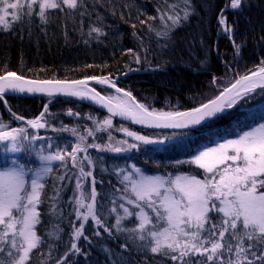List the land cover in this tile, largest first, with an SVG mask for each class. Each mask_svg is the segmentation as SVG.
<instances>
[{"label": "snow or ice", "instance_id": "1", "mask_svg": "<svg viewBox=\"0 0 264 264\" xmlns=\"http://www.w3.org/2000/svg\"><path fill=\"white\" fill-rule=\"evenodd\" d=\"M164 7H157L158 17L148 15L146 19L136 17L141 25H147L149 32L157 37L171 42V32L180 27L182 22L188 21L195 12L192 0H163ZM242 4L246 0H228V3L217 15V24L220 31L227 35L233 44L237 58L241 55L244 43L237 44L234 39L235 21L229 24L227 11H243ZM38 5L36 14L42 24L49 23L50 10L59 9L61 12L76 13L79 10L81 17L80 35L85 45L95 42L103 44L109 33L104 31L103 17L97 15V24H90L87 32L83 30V17L91 15L85 7V0H0V25L8 30L11 20L27 17L31 22L34 6ZM9 9L17 10L9 13ZM145 13L140 12V15ZM157 18L160 24H149ZM131 27L136 28L132 23ZM121 35L122 34H119ZM219 35V33H218ZM133 37L138 38L133 32ZM246 43V42H245ZM169 47L168 43L161 48ZM136 64L141 63V56L134 50H127ZM147 59V56L144 57ZM223 62V61H222ZM236 61H233L235 63ZM206 58L200 61L201 66ZM85 67H93L88 64ZM163 65L153 68L154 71L163 69ZM226 71L232 64L225 62ZM136 71L138 69H130ZM127 75V73H124ZM235 76L222 86L213 81L216 95L206 102H202L190 110H180L179 106H172L166 102L165 109H157L137 101L132 92L118 87L110 76L92 75L84 79H27L15 72H6L0 75V100L5 95L15 94H42L49 98L43 108V113H49L48 104L55 97L63 96L78 98L81 101L93 102L107 110L108 116L102 120H92L95 133H100L99 141L95 139L89 143L88 138L94 136L93 128L89 127L86 135H77L76 128H61V132H71L74 140L64 145L48 142L38 144L44 137L38 134H29L26 127L14 128L11 131L0 130V142L5 143L4 151L12 153L16 158L10 161L5 157L0 164V264H26L30 253L40 247L45 241L37 234V225L40 223L41 190L45 187L44 181L56 168L65 169L58 179L63 181L65 176L71 182L75 177V189L72 198L66 203L71 204L69 215L75 220H69L71 228L69 243L63 254L55 258V264H77L70 257L83 256L87 264V255L78 242L83 237L86 243H91L85 234V227L89 220L97 228H103L111 235L110 227L105 226L100 216L104 205L98 212L97 183L104 184L93 174L94 168L105 160L104 155H93L90 150L100 154H122L138 150L141 145H162L174 139L172 136L155 134H140L130 130L124 124L113 128L115 117L131 124L141 125L153 130L189 129L201 125L203 122L217 117L227 109L233 108L240 100L249 94H264V60L261 64L244 75ZM98 85H107L114 89L115 94L108 92L101 95L95 87L89 86V81ZM195 104V101L192 100ZM11 111V109H9ZM29 119L27 125L31 129H45L47 120ZM17 121L22 117L12 113ZM68 117H74L71 109L67 110ZM79 116V112L75 114ZM92 119L91 116L87 117ZM4 125L0 123V129ZM113 131L123 133L128 139H118ZM52 140L51 137L48 138ZM74 144V147L72 146ZM36 151L46 153L47 159L52 161L51 172L47 168L37 169L34 165L21 162L19 156L27 155L31 160ZM83 153L81 157L79 154ZM66 157L71 160V169L68 168ZM56 162H63L57 164ZM175 166L195 165L203 170V178L196 174L172 173L161 175L146 174L140 167L131 166V170L114 168L113 175L122 177L119 183V195L112 191V205L109 214L115 213V227L117 231L129 232L133 239L141 241V247L153 254L167 257L176 264H264V124L243 132L236 139H228L215 147H208L199 151L188 160H176ZM101 167V172H106ZM89 178L90 182H89ZM88 184L86 188L85 185ZM115 188V186H112ZM118 201H123L118 203ZM58 202V201H57ZM126 205L131 206L128 207ZM122 209V214L117 209ZM63 217V209L55 213ZM135 217L138 225L132 228L122 226L123 221ZM63 229L58 225L46 235L55 240H61ZM92 235L99 236V231ZM126 248V246H125ZM110 264H127L122 254L105 248ZM8 259L5 260L4 257ZM53 258V245L49 244L48 258L42 264H48Z\"/></svg>", "mask_w": 264, "mask_h": 264}, {"label": "trees", "instance_id": "2", "mask_svg": "<svg viewBox=\"0 0 264 264\" xmlns=\"http://www.w3.org/2000/svg\"><path fill=\"white\" fill-rule=\"evenodd\" d=\"M226 3L228 0H192L195 12L188 21L182 22L180 27L171 32L172 40L169 42L157 37L154 32H149L147 25H141L136 19L138 15L140 19H146L148 15L158 17L156 9L164 7L163 0H85V7L91 15L83 17V30L87 32L90 24L99 26L97 23L99 15L103 17L104 31L109 33L108 37L101 38L104 40L103 44L93 42L90 46L82 42L79 10L76 13L61 12L59 9L50 10L49 23L42 24L36 14L37 5L34 6L31 22L27 17L12 21L9 15V29L4 30L3 25H0V75L15 72L27 79L69 81L92 75L110 76L118 87L131 91L137 101L146 105L165 109L166 102L170 100L172 106L178 105L180 110H190L216 95L214 80L217 86H222L234 76L238 78L237 73L244 75L255 70L264 60V0H246V5L242 4V12H225L229 24L235 21L236 43L245 44L239 58L234 53L229 37L220 31L221 26L217 24V15ZM140 12L145 14L140 15ZM9 13H12L11 9ZM132 23L136 24L135 29L131 27ZM148 23L160 24L161 21L157 18ZM133 32L138 38L133 37ZM165 43H168L169 47L162 49L161 45ZM129 49L141 56L140 64L133 61L132 55L127 51ZM205 58L206 63L201 66L200 61ZM225 62L232 64L227 71ZM88 64L93 67H85ZM159 65H163V69L154 71L153 68ZM93 87L101 95L106 92L103 87L97 85ZM259 92L260 90L257 91ZM257 93L242 99L225 115L191 131L168 133L150 131L113 121V128L124 124L140 134H155L161 138L165 134L168 136L174 134L175 138L162 145H141L138 150L122 154H100L90 150L94 156H105L101 165L94 168L93 174L98 180L104 181V184L96 185L98 193L96 207L99 212L101 204L104 205L100 218L105 226L110 227L111 235L103 228L95 227L94 222L89 220L85 234L89 236L91 243H86L83 237L78 242V245L88 253L87 264H110L105 248L122 254L127 264H176L165 256L153 254L142 248V242L133 239L131 233L117 231L116 214H109L110 208L114 206L110 193L116 191L119 195V189L122 188L119 179L122 177L111 174L112 170L114 168L117 171L120 168L127 170L136 165L149 175L185 173L203 178L202 169L194 165L177 167L174 162L191 159L201 150L215 147L228 139H236L243 132L264 124V94ZM4 99L7 100V104L0 100V123L4 125L0 130L5 131L19 127L29 128L27 120L41 116L49 100L48 97ZM192 100L195 104L191 102ZM48 107L50 111L43 113V119L48 121L47 134L52 140L71 143L75 137L71 132H61V128L74 127L77 129V135H86L88 128L91 127L94 136L88 138L89 143L93 139L100 142L101 134L95 133L96 126L92 120H102L108 115L65 98H54ZM69 109L73 111L74 117L66 115ZM77 112L79 116H75ZM12 113L22 117V120L17 121ZM88 116L92 119H88ZM39 134L43 135L44 132L41 130ZM113 135L118 139L128 138L123 133L115 131ZM72 146L74 147V144ZM79 155L82 157L83 153ZM66 159L68 168L71 169V160L69 157ZM3 163L0 157V164ZM101 167H106L108 171L102 173ZM64 171L63 167H55L53 173L45 180V187L41 190V203L38 205L40 223L37 225V234L45 242L30 253V259L26 264H42V261L48 258L49 244L53 245V258L48 260V264H55V258L63 254L69 243L71 228L68 221L71 220L77 225L80 223L75 220L74 215H69L72 206L66 203L73 196L75 177L71 182L67 176L60 181L58 177L63 175ZM85 187L87 188L88 184ZM120 202L123 201H118ZM60 209H63V217L55 214ZM117 210L122 214V209ZM137 223L136 218L132 217L123 221L122 226L132 228ZM57 225L63 229L60 233L61 240L50 239L46 233L53 231ZM94 231H99L100 235H92ZM4 259L8 258L5 256ZM70 259L76 260L77 264H86L83 256ZM196 259L199 257L193 258L194 264Z\"/></svg>", "mask_w": 264, "mask_h": 264}, {"label": "rangeland", "instance_id": "3", "mask_svg": "<svg viewBox=\"0 0 264 264\" xmlns=\"http://www.w3.org/2000/svg\"><path fill=\"white\" fill-rule=\"evenodd\" d=\"M11 11L13 12V11H17V10H12L11 9ZM93 86H95V85H92L91 87H93ZM98 86V85H97ZM99 87H102V86H99ZM106 89V88H105ZM108 92H111V93H113V94H115V92H113L112 90H109V89H106V92L104 93V94H106V93H108ZM250 95V94H249ZM241 101V100H240ZM238 104V103H237ZM236 104V105H237ZM85 105V104H84ZM236 105L234 106V107H236ZM233 107V108H234ZM231 110H232V108H231ZM230 110V111H231ZM225 115V114H224ZM35 119H41V116H39L38 118H35ZM41 122H44V119H42L41 120ZM258 127V126H257ZM28 130H29V134L31 135V134H38V135H42V134H39L40 133V131L42 130L43 132H44V134L42 135L43 137H44V139L43 140H39V141H37V143L38 144H46V143H48V142H53V143H55V144H60V145H64L65 143H64V141L62 142V141H60V140H51V141H49V135L47 134V132H49V129H41V130H36V129H31V127H30V125H29V128L28 127H26ZM256 128V127H255ZM45 135H47V136H45ZM59 139H61V138H59ZM127 139H129V140H131V138H127ZM62 140V139H61ZM223 143V142H222ZM4 148H5V143L4 142H0V157H1V162H4V159H5V157H7V159L10 161L11 159H13V158H16L15 156H14V154H12V153H6L5 151H4ZM19 158H20V160H21V162H23V163H25L26 165H29V166H31V165H34V166H39V161L35 158V157H33L31 160L29 159V157L27 156V155H23V154H21L20 156H19ZM66 158H68V157H66ZM67 160V159H66ZM186 160H188V159H186ZM29 162H30V164H29ZM57 164H62L63 162H56ZM195 166V165H194ZM179 167H188V165H182V166H179ZM54 168H55V166H54ZM127 170H131V167H130V169H127ZM201 170V169H200ZM173 175H176V174H173ZM48 178H46V180H47ZM44 183H45V181H44ZM126 206H128V207H130L131 208V206H129V205H126ZM137 225H138V223H137Z\"/></svg>", "mask_w": 264, "mask_h": 264}, {"label": "water", "instance_id": "4", "mask_svg": "<svg viewBox=\"0 0 264 264\" xmlns=\"http://www.w3.org/2000/svg\"><path fill=\"white\" fill-rule=\"evenodd\" d=\"M129 74H131V73H129ZM127 75H128V74H127ZM92 85H98V84H96L95 81H91V80H90V81H89V86L91 87ZM98 86H102L103 88L109 89V88L107 87V85H98ZM109 90H112V91L114 92V89H109ZM257 91H259V89H258ZM5 97H9V98H10V97H30V98H31V97H46V96H44V95H42V94H15V95H8V94H6ZM55 98H65V99H70V100L78 101V102H80V103H82V104H85L86 106H90V107H92V108H94V109H96V110H98V111H101L102 113H105L106 115H109V114L107 113V110H106V109H103L102 107H100V106H98V105H94L93 102H89V101H81V100H79L78 98H69V97H63V96H57V97H55ZM230 110H231V109H227L224 113H222V114H218L217 117H214V118H212V119H209V120L203 122L201 125L196 126V127H192V128H189V129H177V130L164 129V130H153V129L144 128V127L141 126V125L131 124V123L128 122V121H122L119 117H115L114 120L119 121V122H121V123H124L125 125H129V126H132V127L138 128V129H143V130H150V131H164V132H167V133H168V132H172V131H173V132H183V131H191V130L199 129V128L202 127L203 125H205V124L211 122V120H214V119H216V118H218V117H220V116H223L224 114L228 113Z\"/></svg>", "mask_w": 264, "mask_h": 264}, {"label": "clouds", "instance_id": "5", "mask_svg": "<svg viewBox=\"0 0 264 264\" xmlns=\"http://www.w3.org/2000/svg\"><path fill=\"white\" fill-rule=\"evenodd\" d=\"M34 157L39 161V166H36L37 169L47 168V170L50 174L51 165L53 162L47 159L46 153H44L42 151H36Z\"/></svg>", "mask_w": 264, "mask_h": 264}]
</instances>
